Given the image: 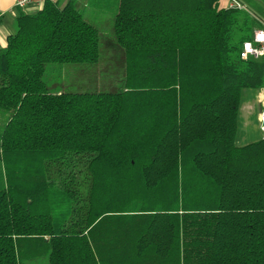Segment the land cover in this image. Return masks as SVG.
Masks as SVG:
<instances>
[{"label": "trees", "instance_id": "1", "mask_svg": "<svg viewBox=\"0 0 264 264\" xmlns=\"http://www.w3.org/2000/svg\"><path fill=\"white\" fill-rule=\"evenodd\" d=\"M218 0H89L112 14L118 90L52 91L94 64L74 0L18 12L0 48V264H264V137L235 144L260 25ZM1 122L3 123L1 126Z\"/></svg>", "mask_w": 264, "mask_h": 264}, {"label": "rangeland", "instance_id": "2", "mask_svg": "<svg viewBox=\"0 0 264 264\" xmlns=\"http://www.w3.org/2000/svg\"><path fill=\"white\" fill-rule=\"evenodd\" d=\"M68 0H56L61 6ZM76 5L82 10L83 16L93 23L100 32V58L94 64H73V63H51L48 64L44 72V79L52 91H85L101 90L113 91L122 86L124 78L123 58L113 46L112 34V14L110 11L98 9L88 5V0H74ZM248 9L252 13L264 19V9L260 4H253L245 1ZM33 6L25 8L29 11ZM1 119V117H0ZM1 122V126H2ZM2 178L0 176V188ZM26 264H48L47 257H41L27 261Z\"/></svg>", "mask_w": 264, "mask_h": 264}, {"label": "crops", "instance_id": "3", "mask_svg": "<svg viewBox=\"0 0 264 264\" xmlns=\"http://www.w3.org/2000/svg\"><path fill=\"white\" fill-rule=\"evenodd\" d=\"M237 1L247 5L246 0ZM248 1H251L253 6L258 3L264 9V0ZM14 3L15 0H0V48L6 45L8 35L14 31V18L18 12L33 13L37 10L35 7L30 8L29 11H26L25 8L16 9ZM228 4L229 0H218L215 7H227ZM247 6L246 9L250 11ZM250 12L252 13V11ZM255 18L256 22L260 25L259 27H263L264 19L257 16ZM263 89L264 85L260 88H244L241 91L234 139L235 144L238 146H243L263 138V134L259 128V112L263 103Z\"/></svg>", "mask_w": 264, "mask_h": 264}, {"label": "built area", "instance_id": "4", "mask_svg": "<svg viewBox=\"0 0 264 264\" xmlns=\"http://www.w3.org/2000/svg\"><path fill=\"white\" fill-rule=\"evenodd\" d=\"M46 1L56 0H15L14 7L16 9H24L28 6H33L36 9H39ZM227 8L246 9V5L237 0H229ZM240 57L242 59L253 58L264 60V26L255 28L251 39L243 42ZM259 128L264 137V89L262 108L259 112Z\"/></svg>", "mask_w": 264, "mask_h": 264}]
</instances>
